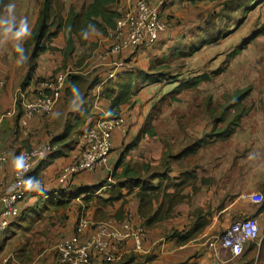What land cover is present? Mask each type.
Masks as SVG:
<instances>
[{
	"label": "rangeland",
	"instance_id": "obj_1",
	"mask_svg": "<svg viewBox=\"0 0 264 264\" xmlns=\"http://www.w3.org/2000/svg\"><path fill=\"white\" fill-rule=\"evenodd\" d=\"M42 1L0 0V38L13 29L15 58L16 48H21L23 38L32 32ZM58 1L64 5L62 12L66 16L71 6L80 12L92 0ZM9 5H14L12 23L5 22L9 19ZM162 17L168 25L161 32V55L146 65L128 61V68L140 75L137 93L148 88L144 95L152 97L148 118L154 135H147L137 149L129 152L127 161L139 166L149 163L162 172L166 157L171 168L170 183L179 184L184 174H194V178L185 177V186L170 187V194L179 192L185 198L172 215L147 227L149 239L142 251H131L135 253L127 256H136L134 264H154L159 245L176 243L178 236L195 230L196 236L183 244L189 256L181 264H197L203 255L210 262L215 254V237L230 223L251 216V212L258 216L264 208V0H175L162 8ZM80 48L82 51L72 58L69 72L79 69L74 60L82 56H93L89 64L95 59L92 46ZM24 51L29 63L31 49L25 46ZM20 66L21 62L15 63L14 84L19 82ZM199 75L204 79L198 85L174 93L178 84L191 82ZM234 117L237 119L233 121ZM230 126L234 129L231 135H215ZM191 149L194 152H189ZM113 171L111 163L98 180L106 178L109 184L115 183ZM158 182L167 184L160 178L153 181ZM133 198L132 193L131 197L108 205L97 199L81 204L77 201L68 210L46 203L23 221L0 249L8 244L10 252L41 238L45 242L57 223L55 231L63 239L68 225L66 214L70 211L75 218L74 228L81 216L97 222L122 220L130 214L133 222L142 225L137 221ZM203 223L206 225L201 226ZM260 224L259 240L248 251L245 249V264H264V222L260 220ZM122 259L111 264H123Z\"/></svg>",
	"mask_w": 264,
	"mask_h": 264
},
{
	"label": "crops",
	"instance_id": "obj_2",
	"mask_svg": "<svg viewBox=\"0 0 264 264\" xmlns=\"http://www.w3.org/2000/svg\"><path fill=\"white\" fill-rule=\"evenodd\" d=\"M152 4L156 5L157 0H152ZM126 5V0H114L109 8L121 13ZM37 19L38 16L35 17L32 28L35 27ZM110 29L107 28V32H103L97 28H93L84 34H72L74 51L69 57L66 56L64 51L67 47V35L64 31H61L52 42V46L56 49L46 51L39 55L34 61L35 67L32 71L31 79L27 82L25 80L29 73L30 65L27 63V59L24 58V49L32 32L30 33L28 31L27 35L23 38L21 48H16L18 53L16 58L14 53L15 40L13 29L10 28L9 34L6 33L3 38H0V109L16 111L13 118L5 120L0 137V150L5 151L9 155L4 170L0 171V210L3 206L4 197L13 188L15 167L20 155L40 143L57 141L54 145L51 160L48 158V163L46 162L47 164L38 172L37 185L29 190L28 196L21 206L18 221L1 238L0 246L3 245L6 239H9L16 233L17 228L22 225L23 221L40 211L46 203H53V206L57 208L67 207L68 210L77 201H80L81 204L83 197L86 194H91L88 193L90 189L91 192H94V196H106L104 194L107 187L93 191L99 184L108 180L106 178L98 180L102 176L104 169H107L112 163L114 164L115 171L121 159L124 163L128 162V153L133 149H137L140 142L147 136L143 135L139 140L137 139L147 123L150 99L152 98L151 95L148 97L144 95V91L148 88H143L141 90L139 89V93L135 94L129 101L120 106L121 113L130 111L133 114V121L127 132L121 130L113 132L112 152L109 164L105 167L98 168L94 172H81L76 175L69 174L64 170L81 152V147L78 143L79 135L88 129L100 115L111 116V100L104 96L103 91L109 84H116L118 78L127 72H122L114 80L107 81L104 84L101 83L107 70L111 68V65L102 58L106 51L105 49L110 47L114 41ZM163 34L160 33L158 35L153 46L149 48H129L123 51L119 57L127 61H136L137 65H146L150 60L161 55L162 51L159 49V44L161 39L164 38ZM81 46H92L95 59L90 64L89 61L93 56L89 57L84 55L80 60H74L80 67L76 71L72 69L73 72L71 74L82 75L86 78L88 84H79L77 87L78 91L72 95L65 92L58 101L52 114L31 118L28 124L30 134H23L19 123L21 116L20 91L31 94L36 88L38 79L53 74L68 72L71 67L73 68L72 58L78 51H82ZM148 55L150 56L149 59L146 58ZM20 62V69L17 67L20 70L19 82L14 84L12 77L15 63ZM139 76L137 74V81L139 80ZM3 81H5V84H3ZM68 86L69 83L67 84ZM120 170L121 168L118 169V171ZM123 191H125L123 192L125 198L131 197V194H127L126 189ZM133 194V199L135 200V215L137 216V221H142L138 215L139 200L135 193ZM66 216L68 225L63 239H72L76 235L74 228L75 218L71 211ZM251 216H256V213L251 212ZM256 217L262 220L263 224L264 208ZM58 224L53 226V228L55 227L54 230L48 232L49 239L45 242H43L45 239L41 238L40 240H35V242L31 241L29 245H23L21 249H12L10 252L7 244L4 249H0V264H2V259L5 257H9V260L13 259L11 264H57V244L63 240L62 237H59V232L55 231ZM40 242H43V244L37 245ZM250 246L251 244L247 245L246 251H248ZM185 247L187 246L178 245L172 241L159 245L155 249L158 257L153 261L154 264H181L189 256V252ZM213 249L215 254L210 262L203 255L198 259L197 264L246 263L245 252L241 257L232 259L230 250L219 246ZM210 253L212 252L209 251L208 254ZM40 258L42 260L47 259L45 261H39ZM240 259H242V262H238Z\"/></svg>",
	"mask_w": 264,
	"mask_h": 264
},
{
	"label": "built area",
	"instance_id": "obj_3",
	"mask_svg": "<svg viewBox=\"0 0 264 264\" xmlns=\"http://www.w3.org/2000/svg\"><path fill=\"white\" fill-rule=\"evenodd\" d=\"M175 0H126V6L110 29L114 41L102 58L111 65L101 83L116 79L122 72L130 70L128 61L119 55L129 48H149L158 35L166 30L167 22L162 17V8ZM63 72L37 80L31 94L20 91L21 116L20 128L23 134H30L29 120L54 112L58 101L67 88L69 75ZM16 111L0 109V137L6 119L13 118ZM133 114L130 111L116 116L100 115L95 122L78 138L81 147L79 156L64 170L69 174L94 172L110 162L112 135L116 130L127 132ZM50 142L40 143L24 151L17 160L13 188L3 200L0 210V240L18 221L21 206L31 188L37 185L35 171L47 161L53 153ZM9 159L8 153L0 150V171L4 170ZM132 215L124 219H107L93 222L81 216L75 226V237L61 240L58 246L57 264H111L121 260L131 251H142L148 241L147 226L131 220ZM261 224L256 216H246L230 223L220 236H216L213 246L230 250L232 259L241 257L247 245L256 243L260 238ZM148 238V239H147ZM9 257L2 259L7 264Z\"/></svg>",
	"mask_w": 264,
	"mask_h": 264
},
{
	"label": "trees",
	"instance_id": "obj_4",
	"mask_svg": "<svg viewBox=\"0 0 264 264\" xmlns=\"http://www.w3.org/2000/svg\"><path fill=\"white\" fill-rule=\"evenodd\" d=\"M113 1L114 0H92V2L80 12H77L75 8L71 6L68 14L65 16L62 12L64 5L58 4V0H43L36 25L32 30L30 39L26 43L27 48L31 49V52L28 58L30 70L25 81L27 82L31 79L32 71L35 67L34 61L39 55L46 51L56 49L52 46V42L61 31H64L67 35V47L64 51L66 56L69 57L74 51L72 34H84L93 28H97L103 32H107V28H114L116 19L120 16V13L109 8ZM137 79V73L128 70L123 76L118 78L116 84H109V86L105 88L103 94L106 98L111 100V116L118 115L120 113V106L137 94ZM203 79L204 77L199 75L196 76L194 80H191V82L189 80L182 82L174 88V93L179 94L183 90L189 89L191 85H198ZM68 83L69 86L66 88L65 92L72 95L78 91L77 87L79 84L86 85L88 81L80 74H70ZM23 87H25V85H23ZM236 119L237 117H234L233 121ZM151 122V118L149 117L144 129L137 138L138 140L143 135H154V127L151 125ZM233 131L234 129L230 126L228 129L225 128L216 132L215 135L220 137L229 136ZM56 142L57 141L51 142L52 146H54ZM193 149L196 150V147H193ZM194 150L192 151L191 149L189 152H194ZM51 158L52 154L49 156V160H51ZM49 160L46 162L48 163ZM46 162L41 164L35 171L34 177L36 179L40 169L47 164ZM162 164L165 166V169L159 172L149 163H143L139 166L136 164L132 165L128 162L124 163L121 159L111 176L115 179V183L109 184L107 180H105L93 190L95 191L102 187H107L104 194L106 196H94V192H91L90 189L88 193L91 194H86L82 200L84 202H89L97 199L102 204L108 205L123 199L125 194H123L122 191L126 189L127 194L135 193L139 200L138 215L141 217L142 222L147 227H152L156 223L172 215L176 206L185 198V195L179 192L170 194V192H168L170 187L176 188L178 186H185V177H187V179L190 177L194 178V174H184L179 184H172L168 180V172L171 171V168L166 162V157L163 158ZM119 168H121L120 172L118 171ZM158 178L164 179L167 181V184H162V182L154 184L153 181ZM262 209L263 208H261L259 213ZM205 225L206 223L201 224V226ZM196 234L197 231L195 230L190 231L188 234H182L178 236L176 243L178 245L186 244L192 240ZM135 257L136 256L133 254L129 256L126 255L121 262H124L123 264H134Z\"/></svg>",
	"mask_w": 264,
	"mask_h": 264
},
{
	"label": "clouds",
	"instance_id": "obj_5",
	"mask_svg": "<svg viewBox=\"0 0 264 264\" xmlns=\"http://www.w3.org/2000/svg\"><path fill=\"white\" fill-rule=\"evenodd\" d=\"M13 8H14V5H9L8 6L9 19L7 21H5L6 23L14 22V17L11 15Z\"/></svg>",
	"mask_w": 264,
	"mask_h": 264
}]
</instances>
